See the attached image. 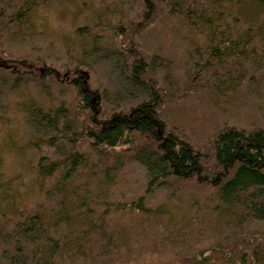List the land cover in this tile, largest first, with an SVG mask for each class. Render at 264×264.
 Segmentation results:
<instances>
[{
  "label": "trees",
  "instance_id": "1",
  "mask_svg": "<svg viewBox=\"0 0 264 264\" xmlns=\"http://www.w3.org/2000/svg\"><path fill=\"white\" fill-rule=\"evenodd\" d=\"M51 2L0 0V104L31 80L48 78L73 91L69 107L45 104L36 97L22 103L32 130L26 147L46 146L57 155L42 156L35 166L34 189L47 200L35 206L27 203L14 180L3 179L0 157L3 264H64L88 258L94 246L113 260L123 240L110 230L112 213L150 212L149 194L177 180L212 191L215 219L177 228L171 239L176 246L150 254L147 264H201L214 257L235 264H264V126L224 125L199 146L162 117L165 104L186 98L211 81L226 82L228 89L227 81H232L238 65H264V0H256L258 21L243 12L249 7L247 0H174L169 11L181 12L207 41L190 52L183 78L176 74L174 58L149 53L139 41L159 18L158 0H141L138 13L129 20L112 23L102 12L99 23L76 27L64 37L66 61L59 65L49 63L43 54L15 58L4 44L26 42L41 32L36 22ZM234 3L243 5L238 9L246 17L233 12ZM104 22L113 31L109 44H100L94 31ZM97 65L106 68V81L96 76ZM244 77L242 72L239 80ZM256 78L251 75L250 84ZM84 143L87 153L80 151ZM11 146L18 147L15 141ZM93 155L114 158L118 170L129 162L142 166L147 175L143 193L128 203L103 201L106 207L97 214L88 184ZM105 173L111 178L109 170Z\"/></svg>",
  "mask_w": 264,
  "mask_h": 264
},
{
  "label": "rangeland",
  "instance_id": "2",
  "mask_svg": "<svg viewBox=\"0 0 264 264\" xmlns=\"http://www.w3.org/2000/svg\"><path fill=\"white\" fill-rule=\"evenodd\" d=\"M247 1L249 7H245L243 12L247 13L249 19L257 20V14L261 12L256 8V0ZM173 2L174 0H158L162 8L159 18L140 34L139 41L149 53L174 58L178 66L176 74L183 78L191 61L190 52L198 46L204 47L207 41L205 34L193 27L181 12L169 11ZM140 5L141 0H52L47 7L41 9L36 22L41 32L34 33L33 36L31 34L26 42L17 41L15 44H4V47L15 58L43 54L49 63L59 65L66 61L65 51L68 46L64 37L72 35L76 27L99 23L98 15L102 12L106 13L112 23L129 20L136 16ZM233 6L234 13L239 12L246 17L239 10H242L243 5L237 7L234 3ZM94 31L99 33L100 44L110 43L113 31L105 22L94 27ZM261 65L258 62L238 65L232 81H227L230 82L228 89L226 82H218L220 85H216L215 81H211L208 86L190 93L186 98L165 104L163 119L168 126L184 130L199 146H204L224 125L235 124L246 128L264 126V65ZM94 72L101 81L108 78L103 66H95ZM242 72L245 77L239 80ZM251 75L257 77L254 84H250ZM29 97H36L45 104L57 107L63 104L69 107L73 91L59 81L48 78L31 80L18 91L9 94L0 104L3 179L14 180V185L21 190L20 195L27 199V203L35 206L46 199L43 192L38 194L34 189L35 166L40 157L57 159V155L53 148L46 146L35 150L26 147L32 130L24 117L22 103ZM11 141H15L18 147H12ZM80 151L87 153L88 145L84 143ZM91 158L88 184L93 197L91 203L97 214L106 207L103 201L128 203L143 193L147 175L142 166L129 162L118 170L114 166V158L106 159L95 155ZM107 170L110 171L111 178L105 177ZM88 177L85 176V180ZM55 182L56 178L49 180L46 185L52 187ZM32 188L34 192L31 191ZM211 192L208 187L185 180L172 182L167 189H156L146 199V207L150 212L119 210L112 213L110 230L115 231L123 240L113 260L110 259L111 255L103 254L101 249L94 246L93 253L88 258H75L64 264H147L150 254L164 253L176 246L171 239L177 228L192 224L193 221L202 225L212 223L215 219V201ZM170 224L174 226L170 228ZM169 233H172L171 238L167 237ZM4 248L5 245L0 244V254ZM128 250L131 252L128 253ZM169 259H173V256ZM0 264H3L1 259ZM190 264L198 263L195 261ZM201 264L235 263L214 257Z\"/></svg>",
  "mask_w": 264,
  "mask_h": 264
}]
</instances>
